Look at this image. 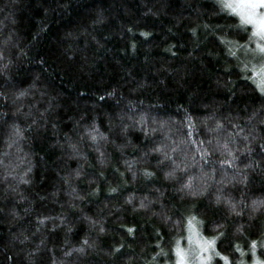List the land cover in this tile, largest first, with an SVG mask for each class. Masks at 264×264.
<instances>
[{"label": "trees", "instance_id": "obj_1", "mask_svg": "<svg viewBox=\"0 0 264 264\" xmlns=\"http://www.w3.org/2000/svg\"><path fill=\"white\" fill-rule=\"evenodd\" d=\"M251 32L217 0H0V264L172 263L189 210L264 259Z\"/></svg>", "mask_w": 264, "mask_h": 264}, {"label": "snow or ice", "instance_id": "obj_2", "mask_svg": "<svg viewBox=\"0 0 264 264\" xmlns=\"http://www.w3.org/2000/svg\"><path fill=\"white\" fill-rule=\"evenodd\" d=\"M221 6L224 8H228L232 14L238 16L240 18V21L243 25H250L252 28L251 32V37L250 40L255 42V48L252 49V53L254 56H258L260 58L261 63L259 64V67L253 66L252 72L254 76L257 78L253 82L256 83L257 80L259 81L257 83V87L259 88L260 92L262 95H264V0H231V2H226V0H220ZM141 35L147 36V33H142ZM222 43H231V42H224ZM240 47H244L241 45ZM229 53L233 56H235V52L229 49ZM111 95V94H110ZM218 127H220L218 125ZM91 138L93 142H96L97 140V135H99V138L101 140L105 139L102 135L97 133V135H92L91 133ZM247 139V137H245ZM223 150L227 152V155L231 157L230 160L225 161L224 163H227L228 166H231L232 162L235 161L236 157L233 155L231 149L228 148V145L225 144L223 146ZM250 149H246V151H249ZM203 151V150H202ZM129 168L131 169V165H129ZM145 178H151L153 176V173L145 171L143 173ZM136 173H133V178H135ZM174 176V172H168L165 175V179H171ZM190 185H184L181 191L184 190V188H189ZM112 192H116V188L111 189ZM216 202L219 204L221 202V198L217 196ZM127 203L131 204L132 200L129 199ZM257 202H254V205ZM151 202L146 203L145 201L140 202V208L141 209H148L149 205ZM229 208L235 212V205L228 204ZM260 207H264V202H259ZM135 210V209H134ZM254 211L257 210L255 207L253 209ZM239 215V213H236ZM87 219V218H86ZM199 223L197 221V218L195 216H189L187 218V223H188V230H189V242L191 244L192 240V229H193V223ZM40 223H44V221H40ZM93 224L95 222H92ZM219 227H222L219 226ZM101 232L104 231L103 227L99 229ZM133 229L129 228L127 229V232L129 235L133 233ZM224 235V232H219V234L215 237H213L211 240H203L202 242L198 243V248H199V255L198 257H195L194 254L192 253L191 249L185 251L179 247V242H177V248L175 249V255L177 257L176 264H189V261L193 258H197L199 260V264H211L213 254L216 256H220V253L216 251L215 245H216V240L220 239ZM85 245L91 247V245H88V242L85 241ZM256 248V242L252 243V249H253V255L255 256V250ZM239 250V249H237ZM76 251L83 253L85 251L84 247H81L80 249H77ZM120 249L116 248L113 249V252H119ZM220 259L225 260L227 264V258L220 256ZM258 264V262H257Z\"/></svg>", "mask_w": 264, "mask_h": 264}, {"label": "rangeland", "instance_id": "obj_3", "mask_svg": "<svg viewBox=\"0 0 264 264\" xmlns=\"http://www.w3.org/2000/svg\"><path fill=\"white\" fill-rule=\"evenodd\" d=\"M217 1L221 5L220 0H217ZM226 2H231V0H226ZM222 8L225 9L229 14H232V12L228 8H224V7H222ZM260 11H264V10H260ZM232 15H234V14H232ZM236 17L239 19V23H240L241 26H249L251 28L250 25H243L241 23V21H240V18L238 16H236ZM254 48H255V46L252 47V48L241 49L240 52H239V55L242 58V60L247 63L248 70L249 69L252 70L253 66L259 67V64L261 63L260 58L258 56H254L252 51H251ZM256 79L257 78L254 76L253 72H251L249 80L253 82ZM258 82H259L258 80H257L256 83L253 82L256 85V87H257V83ZM189 216H193L191 214L190 210L187 211V214H186V217H185L186 218V232H185V236L183 238H181V239L176 240V242L174 244L173 251H172V255H173L172 263H169V262L166 261L164 264H176L177 257L175 255V249L177 248V242H179V247L181 249H183L185 251L191 249V251L194 254V256L198 257V255H199V248L197 246L198 243L202 242L203 240H211V239H206V238H204L201 235L200 229H199V224L200 223L194 222L193 223V229H192V240H191V244H190V242H189V230H188V223H187V218ZM220 256H216L215 259L212 258L211 264H226L225 260L220 259ZM263 257H264V252H263ZM257 262H258V264H264V259H260L259 257L253 255L252 256V260L250 262H247V261H245L243 259V260H241V261H239V262H237L235 264H257ZM189 264H199V260L197 258H193V259H191L189 261ZM227 264H231V262L229 261L228 258H227Z\"/></svg>", "mask_w": 264, "mask_h": 264}]
</instances>
